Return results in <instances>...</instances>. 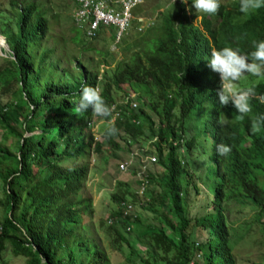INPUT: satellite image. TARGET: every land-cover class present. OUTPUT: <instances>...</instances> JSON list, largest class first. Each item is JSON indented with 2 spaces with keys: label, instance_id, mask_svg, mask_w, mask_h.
<instances>
[{
  "label": "trees",
  "instance_id": "trees-1",
  "mask_svg": "<svg viewBox=\"0 0 264 264\" xmlns=\"http://www.w3.org/2000/svg\"><path fill=\"white\" fill-rule=\"evenodd\" d=\"M176 3L174 11H158L153 28L143 29L140 42H134L137 48L113 66L107 51L98 53L102 56L96 61L76 52L93 49L94 39L108 37L112 42V26H100L94 38L86 39L72 24L73 49L50 31L49 9L41 2L8 0L7 11L0 10L4 23L0 34L7 45L0 62V207L5 211L0 252L8 246L24 264H106L105 251L78 231L81 214L91 207V197L84 192L89 161L105 143L111 158L122 154L118 163L130 148L140 145L131 141L142 138L150 140L155 162L163 169L159 178L150 168L146 171L148 183L140 204L155 221L137 232L146 237L151 257L158 253L163 264H195L193 258L198 256L200 264L212 259L235 264L225 222L227 202L250 204L258 220L264 215V129L251 132L252 118L264 114V79L243 86L254 87L256 95L252 112L240 121L231 104L218 103L219 75L207 67V60L213 50L223 47L238 48L242 54L254 50L253 41L264 40V8L246 16L239 11V0L232 7L220 1L218 14H200L194 22L195 13ZM129 25V30L135 29L136 21ZM120 41L121 49L130 45L127 32ZM98 64L103 65L101 71ZM84 85L97 88L108 105L119 108L113 119L115 136L104 135L107 123L101 140L94 139L90 120L108 119L93 116L91 110L75 111ZM130 90L136 106L119 105V92L123 97ZM202 98L208 106L199 130L189 116ZM220 119L228 123L221 126ZM10 136L13 140L7 139ZM206 138L208 170L215 176L211 204L200 214H189L188 190L198 191L193 154L204 152L207 145L198 146ZM221 143L231 147L227 156L217 154ZM135 167L129 164L126 169L135 175ZM116 193L110 198L117 208L108 212L111 222L106 225L112 243L130 249L126 262L138 259L151 264L129 242V232L141 218L137 213L133 218L122 216L127 190ZM129 196L132 202L137 198L135 193ZM196 226L206 232L202 241L190 238Z\"/></svg>",
  "mask_w": 264,
  "mask_h": 264
},
{
  "label": "rangeland",
  "instance_id": "rangeland-1",
  "mask_svg": "<svg viewBox=\"0 0 264 264\" xmlns=\"http://www.w3.org/2000/svg\"><path fill=\"white\" fill-rule=\"evenodd\" d=\"M176 1L177 0H175L173 4L172 0H142V2L133 9V14L151 18V24L148 27L151 29L156 23V13L158 11L165 10L174 11L178 8ZM220 1L223 2L227 7H232V3H235V0ZM37 2H41L49 9L47 11V19L50 23V31H52L55 36H62L66 46L76 49V43L71 40V37L74 33V31L71 29V13L74 6L73 0H37ZM190 5L191 3H188V5H185V7L189 9L190 13H195V10L191 9ZM7 8L8 0H0V10L7 11ZM51 13L54 14V16H51ZM199 16L200 14L195 13L193 21L197 22ZM0 26H4L2 21H0ZM129 28L130 25L126 32L130 45L124 46V49H121V46H119L120 43H118V45H112L111 40L107 37L105 39L99 38L92 40L90 44L92 45L93 49H87L85 51L76 50V52L77 54L80 53L81 55L92 56L94 58L93 61H96L97 57L100 58L102 54L107 51L109 55L107 54L106 58L109 60L110 65L113 66L119 58L124 56V54L127 56L137 48L138 42H140L141 39L140 34L145 30V28L143 31H138L136 27L135 29L132 28L130 30ZM76 34L77 36H81L80 31ZM135 41H138L136 43L137 45H134ZM1 42H3V44H1L2 46L0 47V62L1 56H5V52L7 50V47H5L4 44V38L0 34V43ZM100 52H102L101 56L98 55ZM112 60H115V62L113 63ZM102 68L103 65L98 64V70L101 71ZM257 80L261 79L255 77L243 79L239 82V87L246 86L249 83L256 82ZM131 91L134 93L133 90ZM121 95V92H119L117 100L121 99ZM1 96L5 97L7 94H2ZM207 106L208 101L202 98L200 104L197 105L196 109H194L192 114L189 116L190 119L193 118L199 130L201 129L200 122L205 115ZM98 121L99 120H95L97 124L94 126L93 133L96 139L101 140L102 136L100 133L107 124L106 121ZM190 122L191 121H189L186 125L189 126ZM7 139L13 140V137L10 136ZM131 144L144 145L147 147L145 148L148 151L150 150L151 153L154 154L153 147L148 140L139 138L138 141H131ZM101 145L103 146L102 150L99 153L92 154L89 161V170L85 180L84 192L91 197V211L88 210V212L81 214L82 219L80 227L78 228L79 233H82L83 236H88L89 239L95 241L98 246L105 251L107 255L106 264H143L138 259L132 262H126L125 257L129 255L130 249L124 243H121L118 247H116L118 241L112 243L113 236L110 234V232H108L106 227L108 224V212L117 208L114 202L111 200L110 195L112 193L117 194L116 191L119 190H127V201L131 200L129 196L130 193H135L137 198L134 199V209L141 218L140 224L135 225L129 232L130 245L136 249V252H138L140 256L145 258L147 257L151 264H163V262L158 257V253L155 256V259L151 257L150 253L148 252V247L146 246V237L137 235V232L143 230L147 222L155 221L152 220L151 213L143 209L140 205L145 197L144 195H138L136 192L137 185L135 182V175L127 169L119 170L117 168L115 162L117 163V160L122 157L121 153L118 152L119 157L116 159L111 158L110 154L106 153V144L102 143ZM203 146H206L203 148L204 154L199 152V150H194L195 154H193V162L196 168L194 171L197 177L196 183L198 191H194L192 187H190L188 190L186 204L189 214H200L204 212L205 209H208V206L211 204L210 202L212 198L213 186L215 183V176L213 170H208V167H210L207 160V155L210 150L208 138H206V141H202V145H199L198 147L201 149ZM148 168L151 169L157 178H159V175L163 170L162 166H160V164L157 162L146 164L145 171H147ZM151 187L155 186L151 183ZM2 188L3 184L0 180V197L2 196ZM4 214L5 211L0 207V220ZM225 222L229 232V245L231 247V252L234 255L235 264H253L255 262H264V234H262L261 230V226H263L261 223L264 222V215L260 216V220H258V215L256 218V209L250 204L238 203L231 200L227 202ZM205 236L206 232L198 226L193 227L191 230L190 238L196 241H202ZM193 259L195 262L198 261V263L195 264L201 263V257L198 256L194 257ZM0 264H24V261L22 256L13 255L9 251L8 246H6L5 249L0 252ZM210 264H217V260L212 259Z\"/></svg>",
  "mask_w": 264,
  "mask_h": 264
},
{
  "label": "clouds",
  "instance_id": "clouds-1",
  "mask_svg": "<svg viewBox=\"0 0 264 264\" xmlns=\"http://www.w3.org/2000/svg\"><path fill=\"white\" fill-rule=\"evenodd\" d=\"M174 2L175 0H172L173 4ZM180 3L188 5L189 0H180ZM190 7L195 10V13L213 16L218 14L221 3L220 0H191ZM261 8H264V0H239V11L246 16ZM186 10L189 9L186 8ZM133 16L137 15L133 14ZM150 24L151 18L150 23L141 30ZM84 38L86 37L84 36ZM253 45L254 50L245 54H242L238 48L234 49L232 47L213 50L207 60V67L219 75L220 87L216 94L218 103L223 107L231 104L232 108L238 113L236 119L240 121H243L252 112L251 100L256 95V91L251 86L239 87V82L249 77L264 79V40L253 41ZM76 104L75 111L77 113H85L91 110L93 116L108 119V125L104 129L106 137H113L117 134L118 129L115 127L114 120L111 119L114 109L105 102L97 88L84 85L80 90L79 100ZM218 123L223 126L228 122L225 119H220ZM262 129H264V114L255 116L251 120V132L253 134L260 133ZM216 151L220 156H227L231 152V147L221 143L216 146Z\"/></svg>",
  "mask_w": 264,
  "mask_h": 264
},
{
  "label": "built area",
  "instance_id": "built-area-1",
  "mask_svg": "<svg viewBox=\"0 0 264 264\" xmlns=\"http://www.w3.org/2000/svg\"><path fill=\"white\" fill-rule=\"evenodd\" d=\"M142 0H73V10L71 13V19L83 33L87 39H92L97 35L100 26H112L114 29L112 45H116L123 34L126 32L132 18L135 19L137 25L136 29L141 30L143 27L150 23V18L142 15L133 16L132 10L135 6L140 4ZM131 91V90H130ZM134 93L127 91V93L118 101L119 105L127 104L133 108L136 106V101L132 99ZM113 107L114 119L119 115V108H116V104L111 103ZM134 120V119H133ZM104 121L103 119L98 122ZM108 123V121H106ZM97 123L90 120V131L95 138L93 129ZM150 142V140H148ZM144 145H138L137 147L130 148L129 152L121 161H118L117 168L119 170H125L129 164H136L135 176L138 179L137 194L142 195L144 188L147 185L145 167L148 163L156 161L155 154L147 150ZM183 148L179 147L178 152L182 153ZM142 201V198H141ZM134 202L121 201V215L133 218L136 215L134 209ZM111 219L108 218V223Z\"/></svg>",
  "mask_w": 264,
  "mask_h": 264
},
{
  "label": "water",
  "instance_id": "water-1",
  "mask_svg": "<svg viewBox=\"0 0 264 264\" xmlns=\"http://www.w3.org/2000/svg\"><path fill=\"white\" fill-rule=\"evenodd\" d=\"M4 44H5V47H7L6 43H4Z\"/></svg>",
  "mask_w": 264,
  "mask_h": 264
}]
</instances>
